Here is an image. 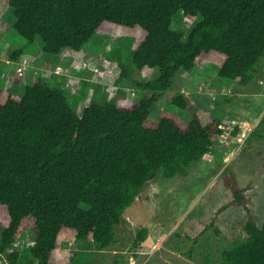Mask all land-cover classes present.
I'll use <instances>...</instances> for the list:
<instances>
[{"label":"trees","instance_id":"16d2710c","mask_svg":"<svg viewBox=\"0 0 264 264\" xmlns=\"http://www.w3.org/2000/svg\"><path fill=\"white\" fill-rule=\"evenodd\" d=\"M15 30L40 41L43 53L82 54L91 38L111 32L134 38L131 77L113 51L119 78L147 91L138 100L70 105L61 83L41 80L22 93L0 91V255L11 264H75L81 255L64 247L79 239L105 249L145 184L159 174L186 175L210 150L226 121L194 113L190 120L152 105L179 70L216 64L222 79L248 84L264 57V0H3ZM177 12L187 33L172 28ZM21 50L18 51V54ZM17 54H12L16 58ZM157 70V72H155ZM171 103L189 106L184 95ZM234 201L246 209L243 189L226 177ZM31 245L14 246L25 229ZM246 236L205 264H264V221L248 220ZM141 229L135 242L144 239ZM7 250H9L7 252ZM32 258V259H30Z\"/></svg>","mask_w":264,"mask_h":264},{"label":"rangeland","instance_id":"374dc122","mask_svg":"<svg viewBox=\"0 0 264 264\" xmlns=\"http://www.w3.org/2000/svg\"><path fill=\"white\" fill-rule=\"evenodd\" d=\"M14 22L12 9L0 0V91L20 94L38 80L61 83L68 103L79 102V109L87 102L132 101L146 94L131 79L121 80V68L107 56L113 51L128 74L136 77L130 61L134 38L98 33L82 54L64 49L51 55L41 51L39 40L28 43L15 30ZM189 24L177 12L172 28L186 34ZM12 54L18 56L12 58ZM180 94L190 101L185 109L170 101ZM163 112L183 120L198 113L206 121L217 118L227 124L209 152L186 175L167 179L159 174L145 184L115 226L113 245L99 250L79 239L65 244L66 249L81 253L75 264L215 262L221 250L246 236L244 225L248 220L259 226L264 221V57L255 79L248 84L218 77L214 63L197 65L191 71L179 70L169 90L152 105L149 118L159 120ZM226 177L243 189L247 209L234 201L225 186ZM141 229H146L147 235L135 242ZM31 238L32 229L27 228L14 246L21 250L29 247ZM27 258L20 257L15 264H25ZM0 264H11L6 253L0 255ZM32 264L37 262L33 260Z\"/></svg>","mask_w":264,"mask_h":264}]
</instances>
